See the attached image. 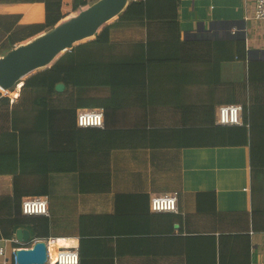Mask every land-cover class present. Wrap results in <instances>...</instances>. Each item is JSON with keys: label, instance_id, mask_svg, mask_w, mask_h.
<instances>
[{"label": "crops", "instance_id": "obj_1", "mask_svg": "<svg viewBox=\"0 0 264 264\" xmlns=\"http://www.w3.org/2000/svg\"><path fill=\"white\" fill-rule=\"evenodd\" d=\"M17 16L20 26L43 24L44 4L0 0L3 22ZM92 51L85 58L98 64L146 57L153 69L110 78L91 70L116 92L65 86L53 97L48 150L82 151L84 168L51 174L50 216L24 225L14 222V177L0 176V264H17L15 252L29 248L21 229L32 242L74 240L80 264H264V21L255 0L181 1L176 23L115 30ZM12 92H3L11 106L0 109V132L10 130L14 103L29 104L22 87ZM84 100L107 104L79 107ZM237 105L247 140L217 123L218 108ZM83 110H103L105 128H78ZM234 140L243 144L220 146ZM36 141L44 147V136ZM176 192L177 213L151 211L153 197Z\"/></svg>", "mask_w": 264, "mask_h": 264}, {"label": "trees", "instance_id": "obj_2", "mask_svg": "<svg viewBox=\"0 0 264 264\" xmlns=\"http://www.w3.org/2000/svg\"><path fill=\"white\" fill-rule=\"evenodd\" d=\"M97 1L99 0H25L30 4H44L45 21L40 25L20 26V16L15 17L13 23L3 22V19L0 18V55L3 56L8 53L16 44H21L52 30L69 16L67 11L78 13ZM178 9L179 0H133L119 20L106 27L95 41L74 48L72 52L64 54L50 69L40 72L24 82L21 97L24 98L25 96V102H29V104L25 105L24 110H21V106H16L14 103L10 115V130L0 132V176L14 177V199L17 203L18 218H20L14 221L16 225H24L25 219L30 218L23 216L21 212L24 198L48 197L47 180L51 174L80 172L84 168L82 151L50 152L48 150V111L51 100L57 95V85L64 84L67 88L109 86L115 93L118 84L112 82L110 86L108 80L89 76V74H93L90 73L91 70H99L100 68L109 70L106 74L110 78L114 71L115 73L118 72L117 69H120L118 73H129V75L135 70L149 71L153 69L152 62L143 57V61L136 59L98 64L91 60L92 57H85L93 56L91 52L95 47L107 46L112 32L115 30L144 28L147 24L159 22L176 23ZM188 65L192 67L193 64ZM183 67L181 65V68ZM104 104L106 106L107 101H100L92 105L85 100L77 102L79 107H102ZM10 106L11 99L4 96L0 91V109ZM188 109L182 107L183 112H187ZM210 125L214 126V121ZM247 126L245 121L241 127L223 129H231L230 132H237L247 140ZM80 132L78 139H80ZM42 136H44V147L36 146V140ZM242 144V141L234 140L221 143L220 146L236 147ZM251 167L252 169L256 168L252 159ZM43 184L46 186L43 187ZM39 228L34 226L37 235ZM46 228H48V224Z\"/></svg>", "mask_w": 264, "mask_h": 264}, {"label": "water", "instance_id": "obj_3", "mask_svg": "<svg viewBox=\"0 0 264 264\" xmlns=\"http://www.w3.org/2000/svg\"><path fill=\"white\" fill-rule=\"evenodd\" d=\"M131 2L132 0H99L26 45L0 56V90L4 93L13 91L19 83L35 76V73L50 69L76 46L97 38L106 27L119 20ZM64 91V84L57 85V93ZM16 238L22 244L32 242L27 230H18ZM15 259L17 264H46V242L39 241L32 249L17 250Z\"/></svg>", "mask_w": 264, "mask_h": 264}, {"label": "built area", "instance_id": "obj_4", "mask_svg": "<svg viewBox=\"0 0 264 264\" xmlns=\"http://www.w3.org/2000/svg\"><path fill=\"white\" fill-rule=\"evenodd\" d=\"M196 2L201 0H179ZM256 6V20L264 21V0H255ZM236 29H233L231 34L236 33ZM29 39L21 44H16L14 48H18L21 45H26L35 38ZM71 52V51H70ZM16 95V94H15ZM217 123L220 126H243V107L242 106H222L217 110ZM77 125L80 129H104L105 128V115L103 110H83L77 115ZM151 211L156 214L178 212V194L173 193L164 196H156L151 200ZM22 215L25 217H49V198L48 197H29L24 198L21 206ZM39 241L29 243V248ZM46 242L48 260L52 256V251L57 252L56 260L53 264H80L79 249L75 246L74 240L70 239H49ZM4 252L0 250L2 255Z\"/></svg>", "mask_w": 264, "mask_h": 264}, {"label": "rangeland", "instance_id": "obj_5", "mask_svg": "<svg viewBox=\"0 0 264 264\" xmlns=\"http://www.w3.org/2000/svg\"><path fill=\"white\" fill-rule=\"evenodd\" d=\"M133 1V0H132ZM69 15H71L70 17H74V16H76L77 15V13H72V12H70L69 13ZM85 42H87V41H85ZM41 72V71H40ZM35 74H37V73H35ZM24 82H25V80L23 81V82H21V83H19V85L17 86V88H15L14 90H13V94H15V93H17L16 91L18 90V89H20L22 86H23V84H24ZM3 93V92H2Z\"/></svg>", "mask_w": 264, "mask_h": 264}, {"label": "bare ground", "instance_id": "obj_6", "mask_svg": "<svg viewBox=\"0 0 264 264\" xmlns=\"http://www.w3.org/2000/svg\"><path fill=\"white\" fill-rule=\"evenodd\" d=\"M69 18H70V17H68V18L65 19L64 21L68 20ZM64 21H63V22H64ZM52 254H53V251H52ZM51 257H52V256H51ZM55 260H56V256H55ZM48 262H49V264H53L54 259H53V262H52L51 258H49Z\"/></svg>", "mask_w": 264, "mask_h": 264}]
</instances>
